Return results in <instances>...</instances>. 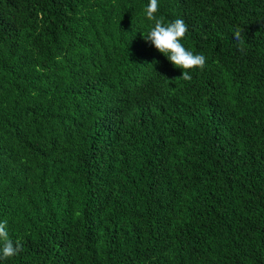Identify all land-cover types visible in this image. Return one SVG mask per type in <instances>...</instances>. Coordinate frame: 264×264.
I'll use <instances>...</instances> for the list:
<instances>
[{"label":"trees","instance_id":"1","mask_svg":"<svg viewBox=\"0 0 264 264\" xmlns=\"http://www.w3.org/2000/svg\"><path fill=\"white\" fill-rule=\"evenodd\" d=\"M148 3L0 0V264H264V0Z\"/></svg>","mask_w":264,"mask_h":264},{"label":"clouds","instance_id":"2","mask_svg":"<svg viewBox=\"0 0 264 264\" xmlns=\"http://www.w3.org/2000/svg\"><path fill=\"white\" fill-rule=\"evenodd\" d=\"M158 11L159 0H149L146 6V18L153 21L154 26L144 39L146 42H151L174 67L182 70L180 79L189 81L192 79L190 73L196 69L202 70L206 66L207 58L203 54H194L181 43L188 32V26L182 19L178 18L165 24L162 19L156 17ZM242 32L243 30L237 27L234 31V39L238 49L244 52L245 39ZM21 251V242L13 241L9 236L7 221L0 222V260L12 258Z\"/></svg>","mask_w":264,"mask_h":264}]
</instances>
